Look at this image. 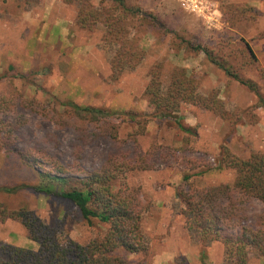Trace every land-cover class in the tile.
I'll return each instance as SVG.
<instances>
[{"label": "rangeland", "instance_id": "1", "mask_svg": "<svg viewBox=\"0 0 264 264\" xmlns=\"http://www.w3.org/2000/svg\"><path fill=\"white\" fill-rule=\"evenodd\" d=\"M126 1L155 13L170 31L184 39L209 48L223 42L236 55L237 66L244 57L240 39L245 40L257 64L245 66L241 72L259 86L264 97V0ZM191 4L198 9L192 10ZM75 16L76 6L64 0H0V75L11 77L0 80V95L14 90L22 97L16 112L0 115V123L16 120L18 126L10 146L0 141V186H33L38 182L36 173L22 165L14 152L28 151L37 157L43 165H34L36 171H50L54 162L66 171L61 174L64 177L84 178L99 171L111 154L131 155L136 150L145 152L159 146L153 170L126 173L118 182L139 188L143 202L149 204L141 223L149 246V264H173L178 258L187 264H233L225 259L222 244L215 242L202 248L196 235L187 232L176 192L180 188L187 191L233 182V170L217 167L221 146L241 159L252 153L264 154V110L254 107L257 98L228 79L203 54L172 50L173 36L163 31L138 34L144 60L113 82L109 78L112 50L101 44L103 29L82 31L75 25ZM156 65L165 85L173 69L183 68L195 79L202 95L217 91L229 118L220 119L211 112L184 105L178 115L195 129L194 135L178 131L170 121H152L142 135L133 139L130 135L135 126L122 124L119 142L110 141L103 134V121H115L118 114L130 109L150 113L143 92L149 72ZM23 101H35L37 106H23ZM58 102L100 108L113 113V118L91 117L80 109L79 121L87 125L84 132L77 127L60 128L41 109L58 107ZM7 150L11 154L7 155ZM184 175L190 176L187 182H183ZM0 201L10 209L26 204L45 224L58 225L61 241L86 244L103 231V227L84 221L74 206L41 196L30 188L14 195L0 193ZM237 209L238 216L225 234L237 236L243 228H259L258 218H264L261 203L249 200ZM0 241L37 249L22 225L14 220L0 222ZM249 258V264H264L252 253Z\"/></svg>", "mask_w": 264, "mask_h": 264}, {"label": "trees", "instance_id": "2", "mask_svg": "<svg viewBox=\"0 0 264 264\" xmlns=\"http://www.w3.org/2000/svg\"><path fill=\"white\" fill-rule=\"evenodd\" d=\"M64 3L76 6L75 25L82 31L103 29L101 44L109 47L110 80L117 82L126 70L135 69L144 60L145 52L139 45V33L160 32L173 36L170 41L172 50L193 54H203L207 61L224 75L257 98L255 108L264 110V97L259 86L244 77L241 69L256 65L257 58L250 45L243 39V61L236 64V55L223 42H217L209 48L198 42L184 39L170 31L166 22L155 13L145 11L139 6H130L126 0H64ZM176 35V37H174ZM12 70V67L9 68ZM25 79V76H20ZM11 79L0 75V80ZM150 113L127 110L117 115L115 121H103L102 131L112 142H119L118 129L122 124H131L136 130L130 135L134 138L142 135L148 123L152 121H170L178 131L194 135L195 129L187 126L179 112L184 105L194 106L211 112L220 119H228L229 114L217 91L208 95L199 92L198 84L183 68H175L170 73L167 85L161 80L159 65L149 72V82L143 92ZM19 97V98H17ZM22 97L12 90L0 95V115L16 112L18 101ZM23 106L35 105V101H23ZM56 126L77 127L84 132L87 128L78 118L80 109L88 116L101 115L112 117L113 113L95 107L81 108L73 102H58V107L50 110L41 108ZM98 122L100 120H97ZM98 126V125H96ZM16 120L0 123V141L11 145L17 129ZM159 146L133 154L117 152L108 156L99 171L87 177H64L67 174L58 163H51L52 170L36 171L34 165H43L31 152L12 153L19 162L32 169L37 175V184L33 186H0V193L14 195L18 190L30 188L35 193L56 198L74 206L90 226L97 224L103 231L96 233L86 244L76 241H61L59 227L45 224L26 204L10 209L0 201V222L14 220L19 222L26 237L37 245L36 250L21 248L0 241V264H149V246L142 232V216L148 210L139 188H129L120 178L133 171H149L156 167V152ZM6 154H11L6 151ZM166 160V159H165ZM218 169H229L235 173L231 184H218L206 188L185 190L180 188L176 197L181 204L180 214L184 218L185 229L194 233L202 248L218 242L223 245L225 259L233 264H249V254L264 260V218H258L259 228H243L237 236L225 234L231 221L238 216L237 206L245 201L254 200L264 206V154L252 153L241 159L221 146L216 158ZM190 176L184 175L183 182ZM135 258L132 261L130 258ZM173 264H187L178 258Z\"/></svg>", "mask_w": 264, "mask_h": 264}, {"label": "built area", "instance_id": "3", "mask_svg": "<svg viewBox=\"0 0 264 264\" xmlns=\"http://www.w3.org/2000/svg\"><path fill=\"white\" fill-rule=\"evenodd\" d=\"M190 7L192 8V10H197L198 9L197 5H195V4H193V5L191 4Z\"/></svg>", "mask_w": 264, "mask_h": 264}]
</instances>
